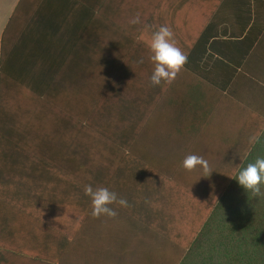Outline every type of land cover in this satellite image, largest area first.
I'll use <instances>...</instances> for the list:
<instances>
[{
	"label": "crops",
	"instance_id": "1",
	"mask_svg": "<svg viewBox=\"0 0 264 264\" xmlns=\"http://www.w3.org/2000/svg\"><path fill=\"white\" fill-rule=\"evenodd\" d=\"M162 25L188 62L153 87ZM263 120L264 0H0V264H182Z\"/></svg>",
	"mask_w": 264,
	"mask_h": 264
},
{
	"label": "trees",
	"instance_id": "2",
	"mask_svg": "<svg viewBox=\"0 0 264 264\" xmlns=\"http://www.w3.org/2000/svg\"><path fill=\"white\" fill-rule=\"evenodd\" d=\"M257 132H264V120ZM261 141L240 167L264 156V136ZM182 264H264V198L248 197L233 178Z\"/></svg>",
	"mask_w": 264,
	"mask_h": 264
},
{
	"label": "clouds",
	"instance_id": "3",
	"mask_svg": "<svg viewBox=\"0 0 264 264\" xmlns=\"http://www.w3.org/2000/svg\"><path fill=\"white\" fill-rule=\"evenodd\" d=\"M129 23L133 25L141 23L140 14L137 13ZM149 48L150 61L153 64L149 78L150 85L156 87L161 84H171L188 62L187 54L177 46L171 27L162 25L152 32ZM262 136L264 132H257L250 136L248 141L250 148L261 143ZM182 167L189 172L200 168L208 176L213 172L209 162L203 156L196 154L185 156ZM232 178L246 191L248 197L264 198V156H257L254 161L240 167ZM84 194L91 199V215L94 218L101 216L114 218L118 214L111 207L114 204L127 207V200L107 187L93 188L91 185H85Z\"/></svg>",
	"mask_w": 264,
	"mask_h": 264
},
{
	"label": "rangeland",
	"instance_id": "4",
	"mask_svg": "<svg viewBox=\"0 0 264 264\" xmlns=\"http://www.w3.org/2000/svg\"><path fill=\"white\" fill-rule=\"evenodd\" d=\"M249 148H250V145H249ZM249 151H250V150H248L247 155L244 154V155L242 156V158H241V160H240V163L237 165V167H235V168L232 169V177H234V175L237 173V171H238L239 167L241 166L242 162H243L244 159L248 156ZM232 177H231V179H233ZM230 183H231V182H227L226 184L222 185V188H221V189L219 190V192H218V197H217L216 201H215V202L212 201V202L210 203V205H209V209H208L209 213H210V211L212 210V208H215V206L217 205V202L221 199V197L223 196V194H224L226 188L229 186ZM207 216H208V215H207ZM207 216H206V217H207ZM206 217H203L202 222L205 221Z\"/></svg>",
	"mask_w": 264,
	"mask_h": 264
}]
</instances>
